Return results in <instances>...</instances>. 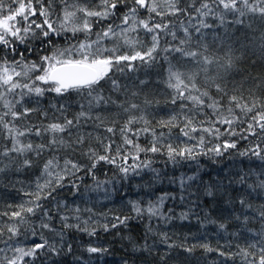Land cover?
Returning a JSON list of instances; mask_svg holds the SVG:
<instances>
[{"label":"trees","instance_id":"obj_1","mask_svg":"<svg viewBox=\"0 0 264 264\" xmlns=\"http://www.w3.org/2000/svg\"><path fill=\"white\" fill-rule=\"evenodd\" d=\"M42 2L47 7L50 0ZM249 2L254 3L255 0ZM4 3L7 5L11 0H4ZM33 3L39 9L40 5L36 4L35 0ZM88 3L100 11L104 10L101 0H91ZM199 3L200 0H180L179 7L186 8L187 12L169 14L163 18L152 14V23H166L169 26L167 30H158L159 43L156 52L153 53L156 58L148 63L139 59L131 62L122 61L117 66L123 69L122 71L114 68L109 73L117 80L120 86L118 91L112 90L110 82H101L104 84L103 94L106 97L111 96L118 102L130 100L139 104L142 111L135 114L144 115L157 133L163 131L170 133L171 137L179 135V129L162 128L158 122L167 120L172 115L182 116L192 105L186 100L178 99L175 104L171 102L176 92L168 86L170 64L185 73L186 82L187 76L194 74L195 82L201 91L207 90L209 96L220 100L222 105L226 106L228 98L233 95L241 98V103L255 102L257 105H264V18L259 13H247L244 17L229 13L221 21L218 15L202 16L197 14L193 7H189L192 4L198 7ZM11 6L16 7L15 4ZM128 7L130 5H118L117 9L111 10L115 15H110L106 19L89 18L93 33L90 39L95 40V33L106 30L109 25L116 32H120L121 27L127 28L128 25H123L121 21ZM58 16H62V4L60 0H52L50 18L57 21ZM148 16L144 9L140 10L141 18L148 19ZM237 18L242 23H235ZM32 19L40 22L44 18L38 13ZM202 24L210 27H202ZM55 26L57 25L54 24ZM184 28L188 29L190 39L185 36ZM197 28L199 32L196 31ZM168 31L175 32L177 39L173 40L170 34H166ZM138 32L139 42L134 45L125 44L121 36H116L103 39L101 47L107 49L115 47L117 55H131L134 51H144L151 46L152 34L144 32L142 28L138 29ZM36 33L35 37L29 34L24 43L16 41L12 47L0 44V64L7 61L10 66L19 70L20 66L14 62L40 64L41 57L50 56L56 49L76 44L85 37L82 32L77 33L76 38H71L70 32L52 34L49 37L40 35L39 29ZM127 35L128 38H137V32H129ZM181 39L188 40V43L182 45L185 49L198 51L213 58L214 63L207 65V73L202 70V64L186 58L178 62V53L165 51L166 48L180 46ZM229 46L234 67L225 70L215 63V60L220 58V64H223L226 59L225 53H229ZM104 55L109 56L111 53L104 52ZM209 78H214L215 83ZM217 83L225 89L227 95L217 93L215 87ZM133 92L137 95L133 96ZM7 99L13 102L20 100V103L15 104L14 111L23 112L24 108L34 111L21 115L18 119H13L11 115L4 116V121L9 127L15 126L20 130L32 128L33 133L36 128L43 129L52 122H63L65 117L73 119L81 110L80 98L75 93L58 96L54 92H46L42 97L29 95L23 99L18 95L9 94ZM146 99L152 103L145 104ZM181 104L187 107L182 109ZM61 105L66 106L63 113L58 111ZM85 110L87 111V107ZM6 111L3 101H0V116ZM204 112H211V109L205 108ZM97 114L104 118V124L99 127L96 126L100 123L95 119ZM128 115L117 104L102 105L92 110V119L81 118L80 125L70 130L71 135L67 132L61 134L66 141L64 146L57 145L55 150L51 147L46 148L40 155H36L35 152H26L23 156L10 153V157L15 158V163H10L8 157H0V167L5 168L0 172V213L10 214L18 211L21 204L31 206L28 202L34 197L26 193L36 192L38 182L43 184L46 179H54L43 174L45 161L53 156L58 158L61 168L65 159L77 163L81 168L80 171H75L69 167V170L63 173L64 179L61 181L63 187H57L47 199L41 198L38 203L43 207L37 209L35 215L25 214L28 222L18 224L21 232L18 237L9 240L10 234L6 230L7 225L18 222L10 220L8 215H0V228L4 229V236L0 237V249H5L0 253V264H5V256L11 258L18 255L10 246L29 248L36 243H43L44 240L55 244L58 252L42 250L45 254L39 255L35 260L25 257L24 260L28 264H246L239 250L247 248L250 243H257V248L249 251L256 259L259 258V248L264 246L262 239L264 219L260 216V211L264 208V188L259 187L264 182V160L247 150L256 143L264 146V140L248 135L247 123L238 121L233 125L237 135L227 134L225 132L227 125H217L221 133H224L218 139L204 134L205 149L216 144L222 145L224 141L236 143V148L221 149V155L214 153L205 155L201 152L194 159L178 157L174 162L166 154L142 152L139 154L140 160L136 163L151 161L150 166L147 168L141 166L136 171H130L127 176L119 172L114 165L104 161L98 162L96 167L89 171L94 158H89L86 154L88 150L91 148L99 154H105L99 141L103 140L105 144L114 141L112 143L114 154L116 146L123 143L119 129L126 122ZM197 119L203 117L198 116ZM107 126H113L115 134L108 133L105 130ZM132 127L140 129L145 125L141 121L134 123ZM78 135L84 137V142L71 143ZM194 135L199 136L201 133ZM243 136H247V139H243ZM49 138L50 134L43 131L40 136L26 134L19 137L23 143L34 145L46 144ZM151 139L149 133H142L136 142L146 147L149 146ZM184 140L186 138L180 136L174 143L179 144ZM187 143L191 145L196 141ZM11 145V136L7 129L0 125V151L10 148ZM246 151V155H240ZM25 158L32 161L31 167L19 166ZM132 163L133 161L129 159L128 164ZM56 171H60V168ZM189 176H195L196 179L189 181L187 180ZM242 176L245 179L241 183ZM182 178L185 181L183 188ZM209 189L213 193L211 196L207 194ZM48 191V188L44 189V193ZM161 196H166L161 212L171 219L167 221L157 217L149 219L147 215L138 217L132 211L131 202H138L142 208H146L149 203H155ZM241 199L244 200V205H241ZM75 207L92 209L91 212L82 211L79 215L81 220L91 217L89 227L95 229V235H89L76 228L63 227L62 215L69 216L67 223H78L73 218V213L67 211ZM44 211H48L51 219L43 217ZM182 214H186V218H182ZM116 216L133 218L127 221V226L121 224L117 228H112ZM42 220L50 223L53 231L42 228L40 226ZM104 224H108L107 231L102 227ZM149 227L151 231H148ZM33 230L35 235L31 234ZM204 245H207V248ZM89 247L107 251L89 253L87 251ZM186 248L192 250L186 251ZM248 259L252 260L253 257L250 256Z\"/></svg>","mask_w":264,"mask_h":264},{"label":"snow or ice","instance_id":"obj_2","mask_svg":"<svg viewBox=\"0 0 264 264\" xmlns=\"http://www.w3.org/2000/svg\"><path fill=\"white\" fill-rule=\"evenodd\" d=\"M60 2L62 4V16H58L57 21H53L50 18L52 0H50L47 7H45L42 0H35V3L40 5L39 9L34 6L33 0H11V3L7 5L4 3V0H0V44L5 47H12V44L16 41L24 43L29 37V34L35 37L37 35V29L40 30V35L44 37H49L52 34L70 32L72 34L71 38H76L77 33L82 32L85 34L84 40L76 44H70L63 49H56L50 56L41 57L40 64L22 63L19 61L14 62L20 66V71H17L16 67L10 66L7 61L0 64V101H3V106L7 109V111L0 116V125H3V127L7 129L12 139L11 147L0 151V157H8L10 163H15V158L10 157V153L23 156L26 152H35L36 155H40L46 148L51 147L55 150L57 145L64 146L66 141L61 134L67 132L71 135L70 130L80 125L81 118L92 119L93 109L109 104H117V106L122 108L124 113L129 114L126 122L119 129L123 143L122 145L116 146L114 154L112 147L114 141L107 144H105L103 140L99 141L103 145L105 154H99L97 151L90 148L86 154L89 155L90 159L94 158V160L89 171L94 169L98 162L104 161L114 165L119 172L127 176L130 171H136V169L141 166L144 168L150 166L151 161H140L139 164L136 163V161L140 160L139 154L142 152L145 154L149 152L153 154H166L168 158L174 162L178 157L194 159L195 156L201 154V152L205 155L208 153L221 155V149L227 150L229 148H236V143L224 141L222 145L216 144L205 149L206 138L204 134L218 139L224 133H221V129L217 125H227L228 127L225 129V132L229 135H237L238 133L235 128H233V125L238 121L240 123H247L246 131L248 135L256 136L258 140H264V105H257L255 102L251 104L241 103V98L235 95L228 98V104L226 106L222 105L220 100L209 96L207 90L201 91V88L198 87L195 82L194 74L188 75L186 82L185 73L180 72L172 64H170L168 68V86L175 90L176 95L172 97L171 102L175 104L179 99L182 101H189L192 105L182 116L179 114L172 115L169 119L158 122L162 128H178L179 135L175 137H171L170 133H165L163 131L157 133L155 129L150 126V122L144 115L141 114L137 116L135 113L137 111H142L139 104L130 100L118 102L113 100L111 96L106 97L103 94L104 84L101 83L102 81L110 82L113 91L119 90L120 86L117 80L113 79L109 73L112 72L114 68H116L117 71H122L123 69L117 67L122 61L131 62L139 59L148 63L156 58L153 53L156 52L159 43L158 30H167L169 26L166 23H152V14L163 18L165 15H176L182 11L187 12L186 8L179 7L180 0H101L103 11L91 6L88 0H60ZM12 4H15L16 7H12ZM120 4L130 5L121 21L123 25H128V27H121L120 33H117L113 27L109 25L106 30L95 33L96 39L91 40L90 37L93 33L89 18L100 17L101 19H106L110 15H115L111 10L117 9ZM213 5L215 7H213ZM189 7H193L195 12L202 16H208L209 14L218 15L221 21H223L225 15L229 13L237 17H244L247 13H259V15L264 18V0H255L254 3H250L249 0H200L198 7H196L195 4L189 5ZM141 9H144L149 14L148 19L140 17ZM38 13L39 16L44 18L40 22H37L36 19H32V17H36ZM78 13L82 15H78ZM235 23L240 24L242 21L237 18ZM54 24L57 26L54 27ZM201 26L210 27V25L207 24H202ZM117 27H120V25H117ZM141 28L144 32L152 34L151 46L147 47L144 51H134L131 55H117V49L115 47L112 49L101 47V41L103 39L116 36H121L125 44L134 45L139 42L138 29ZM196 31L199 32V29L197 28ZM129 32H137V38H128L127 34ZM184 33L185 36L190 39L187 28H184ZM166 34H170L173 40L177 39L175 32L168 31ZM8 37H12L13 39L9 40ZM48 43H51V41H48ZM186 43H188V40L181 39L179 41L180 46L166 48L165 51L178 53V62L186 58L195 63L202 64V70L207 73V65L214 63L213 58L198 51L185 49L182 45ZM104 52H110L111 55L105 56ZM230 52L231 46H229V53H225L226 59L223 64H220V58L215 60V63L219 64L220 67L225 70L234 67ZM32 73L36 74L31 75ZM209 79H212L213 83H215L214 78ZM141 83H143V81ZM215 87L217 93L227 95V92L220 84H215ZM46 92H54L58 96L75 93L80 98L81 110L76 113L73 119H67V117H65L63 122H52L44 126L43 129L36 128L34 133L32 132V128L20 130L15 126L9 127L8 123L4 121V116L11 115L13 119H18L21 115H27L29 112L34 111V109L29 108H24L23 112L14 111L13 108L15 104L20 103V100L13 102L7 99L9 94L18 95L23 99L25 96L29 95L42 97ZM132 95L136 96L137 93L133 92ZM206 98L211 102H207ZM37 103H39V101H37ZM144 103L150 104L152 101L146 99ZM65 107V105H61L58 111L63 113ZM86 107L87 111L85 110ZM180 107L183 109L186 108L187 105L181 104ZM205 108L211 109V112H204ZM249 113L254 114L249 116ZM198 116H202L203 119L198 120ZM245 117H247V119H245ZM95 119L100 122L96 125L97 127L104 124V118L99 114L96 115ZM141 121H143L145 127L140 129H134L132 127L134 123H139ZM113 124H115V121H113ZM105 130L108 133L115 134V128L113 126H107ZM42 131L45 134H50V138L46 144L34 145L33 143H23L19 139V137H23L26 134L40 136ZM198 132L201 133V135H194ZM142 133H149L151 135L152 139L149 146H141L136 142ZM89 136H91V133H89ZM180 136L185 137L186 140L181 141L179 144L174 143L175 140L180 139ZM242 138L247 139V136H243ZM105 139L108 138L105 137ZM192 140H195L196 143L191 145L187 143V141ZM83 142L84 137L78 135L71 143L82 144ZM181 144H183V146H181ZM197 149L200 151H197ZM247 151H250L252 155L259 159L264 160V155H262V153H264V146L260 143H256ZM247 151L241 152L240 155H246ZM129 159L133 161L132 164H128ZM31 164L32 161L25 158L19 166L31 167ZM69 167L75 171L81 170L80 165L68 159L63 161V168L60 167L59 160L56 156L46 160L43 166V174L54 179H46L43 184L38 182L36 185V192L26 193V195L34 197L33 200L28 202L31 206L21 204L18 211H13L10 214L0 213V215H8L10 220L18 222L6 226V230L10 234L8 236L9 240L21 235L18 224L28 222L25 214L35 215L36 210L43 207L38 203L41 198L47 199L57 187H63L61 184V181L64 179L63 173L67 172ZM57 168H60V171H56ZM4 170L5 168L0 167V172ZM195 179V176L187 177L189 181ZM244 179L243 176L240 177V182L242 183ZM184 183L185 181L182 178V188ZM259 187L264 188V182H262ZM45 188L49 189L47 193H44ZM207 194L211 196L213 193L209 189ZM165 199L166 196H161L158 201L149 203L146 208H142L138 202H131L132 211L138 217L147 215L149 219L157 217L167 221L171 219V217H165L161 212V207ZM240 203L244 205L245 202L241 199ZM67 211L73 213V218L78 223H67L69 216L62 215L61 220L64 221V228H76L79 231L87 232L89 235H95V229H90L89 227V220L91 217L87 220H81V216L79 215L82 211L91 212V208L81 209L80 207H75L67 209ZM260 216L264 219V208L260 211ZM43 217L51 219L48 211L43 212ZM132 218L133 217L130 216H116L114 217L115 222L112 223L111 227L117 228L121 224L127 226V221ZM182 218H186V214H182ZM40 226L49 231H53L50 223L43 222V220ZM102 227L105 231L108 230V224H104ZM151 230V227H149L148 231ZM31 234L35 235V230H33ZM57 235L60 234L57 233ZM3 236L4 229L0 228V237ZM262 239H264V236H262ZM5 243L7 242L5 241ZM171 246L172 245H169V247ZM204 247L207 248V245H204ZM256 248L257 243H250L247 248H240L239 254L243 257L244 261H246V264H264V246L259 248L260 255L258 259L249 251V249ZM10 249L18 255L11 258L5 256V264H28L24 258L28 257L35 260L39 255L45 254L42 250L52 253L58 252L55 244H50L48 240H44L43 243H36L29 248L10 246ZM69 250H71L70 247ZM185 250L191 251L192 249L186 248ZM4 251L5 249H0V253ZM87 251L89 253H100L107 251V249L89 247ZM221 255H223V253H221ZM250 256L253 257L252 260L248 259Z\"/></svg>","mask_w":264,"mask_h":264},{"label":"rangeland","instance_id":"obj_3","mask_svg":"<svg viewBox=\"0 0 264 264\" xmlns=\"http://www.w3.org/2000/svg\"><path fill=\"white\" fill-rule=\"evenodd\" d=\"M117 33H120V32H117ZM17 71H20L19 69H16Z\"/></svg>","mask_w":264,"mask_h":264},{"label":"water","instance_id":"obj_4","mask_svg":"<svg viewBox=\"0 0 264 264\" xmlns=\"http://www.w3.org/2000/svg\"><path fill=\"white\" fill-rule=\"evenodd\" d=\"M88 1H91V0H88Z\"/></svg>","mask_w":264,"mask_h":264}]
</instances>
